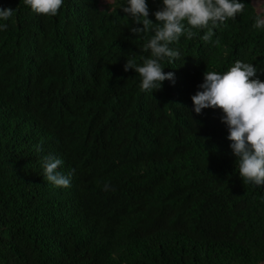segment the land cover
<instances>
[{"label": "trees", "instance_id": "trees-1", "mask_svg": "<svg viewBox=\"0 0 264 264\" xmlns=\"http://www.w3.org/2000/svg\"><path fill=\"white\" fill-rule=\"evenodd\" d=\"M146 2L155 24L162 0ZM240 2L210 41L171 44L174 83L149 93L124 64L150 57L154 27L133 35L127 0H64L55 16L0 0L14 11L0 21V264H264V186L239 176L223 112L191 100L237 61L264 81V29ZM49 154L70 187L44 179Z\"/></svg>", "mask_w": 264, "mask_h": 264}, {"label": "clouds", "instance_id": "clouds-1", "mask_svg": "<svg viewBox=\"0 0 264 264\" xmlns=\"http://www.w3.org/2000/svg\"><path fill=\"white\" fill-rule=\"evenodd\" d=\"M64 0H24L36 14L55 16ZM109 0H107V3ZM248 5L240 0H162L153 23L149 17L146 0H127V6L121 10L131 17L133 24L130 32L138 39L154 27V35L144 44L143 51L150 50V57H141L142 65L135 60L136 53L129 52L124 71L134 70L141 77L140 88L145 92L161 90L164 81L174 83V73H165L162 61L169 64L181 59L179 49L170 47L178 43L185 34L190 39L196 30H206L202 37L210 41L214 29L228 19L235 20ZM258 14L253 25L264 29V3H258ZM14 15L12 8H0V21H8ZM186 22V23H185ZM8 25L0 23V31ZM218 43V41H217ZM264 74V73H262ZM200 89L191 97L194 112L199 115L204 109H219L223 112L221 123L227 126V139L231 142L232 154L237 158L239 176L244 182L255 186H264V81L257 75V69L250 63L237 61L223 74L205 71ZM37 152L41 145L34 146ZM63 161L54 155H46L41 160L43 177L57 188H68L73 170L68 175L58 171ZM105 190L109 185L105 184Z\"/></svg>", "mask_w": 264, "mask_h": 264}, {"label": "rangeland", "instance_id": "rangeland-1", "mask_svg": "<svg viewBox=\"0 0 264 264\" xmlns=\"http://www.w3.org/2000/svg\"><path fill=\"white\" fill-rule=\"evenodd\" d=\"M255 6L257 7L258 3H264V0H254L253 2Z\"/></svg>", "mask_w": 264, "mask_h": 264}]
</instances>
